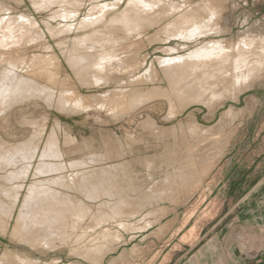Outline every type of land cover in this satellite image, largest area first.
<instances>
[{
  "label": "bare ground",
  "instance_id": "obj_1",
  "mask_svg": "<svg viewBox=\"0 0 264 264\" xmlns=\"http://www.w3.org/2000/svg\"><path fill=\"white\" fill-rule=\"evenodd\" d=\"M12 1L17 5L24 2V0ZM29 1L33 11L35 10L36 12L48 9L54 4L58 5L62 13L60 15L54 13L52 15L53 17H51L53 20L55 18H63L64 20L75 19L78 15V11L84 6L85 2V0ZM88 1L95 2L98 0ZM121 1L122 0H118L116 3L95 5L85 17L80 19L75 25L63 24L53 26L51 23L45 22L44 31L35 18L29 14L11 16L10 12L13 10L11 4H6L4 0H0V115L24 101L38 99L45 102L49 107H55L54 109L57 108L64 112L68 110L71 111L74 110L72 105L80 104V102L85 99L79 92V87H95L94 85L101 86L113 83L117 78L115 76L110 77L109 72L111 71L108 70L119 68L118 71H120L119 74H121L125 70V67L127 69V67L130 66H124L122 64L123 60L120 61L122 55H120V57L118 56L117 53L119 50H117L116 47H114L116 53L112 55V52L110 55L107 54L110 50L104 51L106 55H103L104 52L101 51L102 48H100L101 52L98 51V53L103 54L98 56L96 53L95 57V54L92 53V51H94L92 46L103 47L105 44L110 45V43L116 42L117 38L115 34H117V32L122 33L123 40L128 42L129 40L134 41L140 39L148 29L159 28L157 31L155 30L156 33L151 36L154 38L153 40L156 41L159 40L160 37H164L165 41L172 40L179 42V44L175 46H167L168 48H164V53H175V55L179 56L160 60H158L159 58L157 59L160 64L162 76L168 84L166 89L162 86V88H147L145 86L147 84L146 82L153 83V81L157 80V77H159L157 70L147 69L149 70L148 72L146 71L148 75L142 76L143 78H141V76L136 78L134 76L131 77L132 71L130 70L128 72V82L130 84H135L137 81L141 83V80L146 83L144 85L146 88L143 87L139 90L131 89V94L126 92L129 94V101L131 100L130 103H132V106H138L140 103L144 102L147 103L149 99L154 97H163L170 103L171 101H176L181 110L194 102L212 105L218 100L228 96L235 99L240 93L249 90L252 83L264 70L263 22L256 21L249 29H245V31L238 33L237 40L220 38L221 35L230 32L233 26L231 17L233 10L228 0H198L193 3H188L186 1V3L184 2L185 4H177L170 0H127L125 7L123 9L121 8L122 10L120 12L118 11V13H114L117 11H115V7H117L118 3ZM111 13L113 15H111ZM166 21L167 23H165ZM72 31L82 32V35L79 37L75 36L76 38L73 39L72 42L75 41L77 45L70 47L66 52L62 51L64 54L62 56H64L65 62L71 73H63L64 77L62 78L59 76V68L62 66V63L55 53L52 55H45L44 57L35 56L36 54L33 56H25L22 54L20 55V53H14V51L22 52L23 50L21 49L34 44L35 41H41L45 38L46 33L52 38L61 37L55 40L58 41V47H63L64 42L68 40L65 37ZM206 37H213V39H207L208 41L203 42L198 47L194 46L195 48L193 50L185 54L178 53V51L188 48L187 44ZM214 37H219L220 39H214ZM84 43H88L91 46L86 47ZM133 45L132 48L134 47ZM119 47L120 46H118V48ZM123 48L126 49L125 46H123ZM52 49L53 48L50 46L44 47L47 53H51ZM106 50H108V48ZM112 50H114L113 47L111 51ZM95 52L96 51H94V53ZM132 53H134V51ZM132 55L134 58L135 55ZM139 61L140 60H138V63ZM138 63L136 60L135 64L138 65ZM121 69L124 70L121 72ZM126 71L125 73H127ZM135 71L138 72L136 69ZM115 73L118 74V72ZM108 93L113 95L112 97L115 98V101L120 100H118L119 96H115V93L113 94V91H108L107 94ZM127 96H124L126 97V101ZM254 101L251 97L247 99L248 110H251L252 107L254 109L256 106L254 105ZM105 103L106 100L104 104ZM110 104H108V107H110ZM83 106L84 105H82V107ZM117 106L118 105H116V108ZM128 108L130 109V107ZM128 108L125 109L128 110ZM117 109H115V111H117ZM60 111L58 112L60 113ZM76 112L78 113V111ZM235 112L231 109L223 112L224 114L220 121L221 124L217 123L220 127L214 130L212 134L220 133L222 131L221 127L230 125V123L235 121L238 117V114ZM240 112L241 111H239V113ZM123 113H126V111H123ZM30 124L34 129L33 133L23 142L10 145L0 139V172L2 173V175H0V234L3 236L7 234L9 223L15 218V225L11 229V238L33 249L40 247L45 250H53L56 247L54 245L55 242L70 241L72 234H67V229H69L71 233H73V231L77 232L84 219L88 217V215H91L93 225L88 227V229L98 228L100 229L99 233L96 232V237L88 240L91 243L87 242L88 244L83 247H79L78 244L81 243L84 234L77 235L74 243L78 246L76 249L73 246L72 249H70V253L80 257L82 260L84 258L87 259L86 262L89 261L91 264H99L103 255L110 250V247L115 241L119 240L117 231H111L113 229L103 226L108 222H112L113 224L115 223L117 227L119 226L120 229L126 227L121 221L122 217L129 215V213L126 214L122 210L128 200H125L124 196L120 200L114 201L113 204L107 203V201L100 202L97 205L98 216H96L92 214V206L86 205L85 201L81 198L79 199L66 192L77 193L78 196L86 198L87 201L91 200L94 202H98L103 196L108 198L119 195L123 196V192L126 193V186L117 182V177L114 175L113 171L124 165L102 166L98 168L92 167L94 164L100 165L102 161L104 162V160H106L100 155H93L85 160L83 158L81 160L65 161V154L60 148L58 136L59 123H56L55 128L49 132L45 143H43V149L40 151L39 145L43 138L45 126H40L34 122ZM42 125H44L43 121ZM206 128L199 126L193 121L189 130L193 135L196 134L195 132L199 131H203L204 133L209 132L211 134L210 130L212 128ZM67 134H65L66 136L64 135L66 144L73 142V139ZM221 145L222 144H213V146L216 147L215 151L220 150L218 148ZM111 151L112 150H110V152ZM211 152L212 151H210V153ZM198 153L199 156L197 157H200L201 154L200 152ZM206 153L209 152L207 151ZM36 160L37 165H34ZM196 161L202 163L204 166L210 162H208V160ZM187 164L190 168H187L188 171L185 175L182 174L181 176H184L186 180H190L189 182L194 184L199 181L200 177L198 174L195 175L196 173L192 172L193 169L191 167L196 165V162L187 160L185 165ZM202 172L204 173V171H201V173ZM31 173L32 182L26 186L25 182ZM127 188H130V186ZM23 189H25L26 192L23 199L20 201ZM18 204H20L19 211L17 215H14ZM106 206L108 209L104 211ZM137 206L140 207L138 204ZM141 209L142 207L140 211ZM132 213L133 212H130V214ZM146 223H144L145 225L143 226H151L149 223ZM154 224L156 223H153V225ZM128 226L129 224L127 227ZM84 230L87 231L86 229ZM113 233H115V235H113ZM9 250H5L1 254L0 264H35L26 254L21 255V251L13 252ZM58 262V259H53L48 264H57Z\"/></svg>",
  "mask_w": 264,
  "mask_h": 264
},
{
  "label": "rangeland",
  "instance_id": "obj_2",
  "mask_svg": "<svg viewBox=\"0 0 264 264\" xmlns=\"http://www.w3.org/2000/svg\"><path fill=\"white\" fill-rule=\"evenodd\" d=\"M4 1L6 4H11L13 8V12H10L11 16L29 14L35 18L44 31L45 22H49L53 26L63 24L75 25L80 19L85 17L95 5L118 2V0H98L95 2L85 0L84 6L80 8L75 19L64 20L63 18H55L53 20L51 17H53L52 15L54 13H57V15L62 13L58 5L54 4L48 9L36 12L35 10L33 11L29 0H24L20 5L15 4L12 0ZM126 1L127 0H122L118 3L117 7H115V11H117L114 13L120 12L125 7ZM170 1L176 2L177 4H185L186 1L188 3H193L198 0ZM228 2L233 10L231 14L233 26L230 32L221 35L220 38L237 40L238 33L245 31V29H249L256 21L264 23V0H228ZM111 15L113 14L111 13ZM165 23H167V21ZM158 29L159 28L148 29L149 31H145L144 35L141 37L142 39L140 38L134 41L129 40L128 42L123 40L122 33L117 32V34H115L117 38L116 42L110 43V45L105 44L103 47L92 46V49L96 51L95 53L92 51L95 57L96 53L98 56L103 54L98 53L100 48H102L101 51L103 52L110 50L107 52L108 55H110L111 52V55L115 54L116 49L119 50V52L121 51V54L117 51L119 57L122 55L120 61L123 60L122 64L124 66L129 65L130 67H127V69L125 67V70L121 69V72L124 70L122 72L123 74H119V68L108 70L111 71L109 72L110 77L115 76L117 78L110 85L79 87V92L85 99L80 102V104L72 105L74 110H68L67 112L60 111L57 108L54 109L55 107H49L45 102L38 99L24 101L0 115V139L10 145L15 143L18 144V142L21 143L25 141V139H28L34 130L30 123L34 122L40 126H45L42 138L43 141L41 140L39 145V150L41 151L49 132L55 128L56 123H59L58 136L60 148L65 154V161L81 160L83 158L85 160L93 155H100L106 160H104V162L102 161L100 165L94 164L92 167L98 168L102 166L124 165L113 171L114 175L117 177V182L126 186V193L123 192V196L119 195L112 198L103 196L99 199L100 201L94 202L91 200L87 201L86 198L78 196L77 193L66 192L69 195L79 199L81 198L85 201L86 205L92 206L91 211L93 213H91L96 216H98V203L107 201V203L113 204L114 201L120 200L124 196L125 200H128L122 210L126 214L129 213V215H126L127 217H122L121 221L126 227L120 229L119 226L117 227V225L112 222H108L103 226L113 229L111 231H117L119 240L115 241L110 247V250L103 255L99 264H175L182 258V255H184V262H189V260L194 257L195 252L209 241L211 238L210 233L213 234L214 229L229 227L231 224L233 226L236 225L235 220L240 216L244 208H241V199L247 195L252 186L264 174V70L259 75L261 78L258 76L259 78H256L250 89L236 96V100L228 96L218 100L212 105L194 102L182 110L176 101H171L170 103L163 97H154L149 99L147 103L144 102L145 104L140 103V105H138V103V106L131 105L132 103H130L131 100L129 101L128 94H131V89L139 90L143 87L153 88L161 86L166 89L168 87L167 82L162 76L158 60L179 56L175 55V53H164V48L175 46L179 44V42L172 40L165 41L164 37H160V41L153 40L154 38L151 36L154 35ZM81 35L82 32H70L65 37L68 40L64 42L63 47L59 46L61 47L59 48L57 46L58 41L56 40L61 37L52 38L46 33L45 38L41 41H35L34 44L21 49L23 50L22 52L14 51V53H20V55L22 54L25 56H33L36 54L35 56L42 57L55 53L62 63V66L59 68V76L62 78L65 72L71 74L64 56H62L64 55L63 52L77 45L75 41H72ZM220 38L214 37V39ZM207 39L211 40L213 37L201 38L196 42L193 41L187 44L188 48L180 50L178 53L185 54L195 47L200 46L203 42L208 41ZM132 45L134 46L133 48ZM46 46L53 48L51 53H47L44 50ZM84 46L90 47L91 45L84 43ZM111 46L114 49L112 51ZM118 46L120 47L118 48ZM123 46H125L126 49L123 48ZM114 47H116V49ZM107 48L108 50H106ZM133 51L134 53H132ZM131 53L135 55L134 58ZM103 55H106V52H104ZM136 60L137 63L138 60H140V64H135ZM134 67L138 72L135 71ZM147 69L157 70L159 77H157L156 81H153V83L146 82L147 84L142 82V80L141 83L137 81L135 84H130L128 82V72L130 70L132 71V73L130 72L131 77L134 76L136 78L141 76V78H143L142 76L148 75L147 72L149 70ZM125 71L127 73H125ZM115 72H118V74ZM108 91H113V94L115 93V96H119L118 100H120L115 101V98L112 97L113 95L107 94ZM124 96H127V101ZM250 97L253 101L255 99L257 100L254 101V105H256L254 109L252 107L251 110H248L247 99ZM105 100L106 103L104 104ZM108 104H110V107H108ZM82 105L84 106L82 107ZM116 105L119 106H117L118 109ZM123 107H130V109H132L130 110L128 108L127 110ZM115 109H117V111H115ZM228 109H231L233 112L236 111L235 113L238 114L237 119L230 123V125L221 127L222 131L220 133L212 134L214 130L220 127L218 124H221L220 121L222 120L223 112H226ZM122 110L124 112L126 111V113H123ZM58 111H60V113ZM76 111H78V113ZM239 111L243 113L240 112V114ZM42 121L44 125H42ZM193 121L203 128H212L213 131L212 129L210 130L211 134L209 132H207L209 133L207 134L206 132L199 131L195 132L196 134L193 135L189 130ZM64 133L69 135L71 139H73V142L66 144V135ZM213 144H222L218 148L221 151L218 149V151H215L216 147L213 146ZM209 149L213 153H210ZM110 150L112 151L110 152ZM207 151L209 153H206ZM198 152L201 154L200 157H197L199 156ZM187 160L196 162V165L191 167L193 169L192 172L196 173L195 175L198 174L200 177L199 181L194 184L190 183V180H186L184 176H181L182 174L185 175L188 171L187 168H190L188 164L185 165ZM196 160H208V162H210L204 166ZM34 165H37V160ZM201 171H204V173H201ZM0 175H2L1 172ZM31 182L32 173L25 182L26 186ZM129 186L130 188H127ZM25 189L21 192L20 201L25 195ZM254 197H256V195ZM254 197L253 199H255ZM20 204L17 205L14 215H17ZM135 204L136 206L137 204L140 205V207H136ZM141 207L142 209L140 211ZM107 209L106 206L104 211H107ZM130 212L133 213L130 214ZM91 217V215H88L82 222L79 230H77V232L73 231L74 234L67 229V234H72L70 241L55 242L54 245L56 247L53 250H45L40 247H38L40 249H33L11 238V229L15 225V218H13L9 223L7 234L4 236L0 234V257L5 250L10 249L9 251L13 252L21 251V255L26 254L35 264H48L53 259H58L59 262L57 264H91L89 261L86 262L87 259L84 258L82 260L80 257L70 253V249H72L73 246L75 249L78 245L79 247H83L88 244L87 242L91 243L88 240L95 238L97 233H99L100 229L98 228L88 229V227L93 225ZM146 222L151 226H143ZM153 223L156 224L153 225ZM128 224L130 229L127 227ZM141 227L145 228L142 229ZM235 227H237V225ZM83 234L84 240L82 239L81 243L76 245L74 243L76 236ZM113 235H115V233H113Z\"/></svg>",
  "mask_w": 264,
  "mask_h": 264
},
{
  "label": "crops",
  "instance_id": "obj_3",
  "mask_svg": "<svg viewBox=\"0 0 264 264\" xmlns=\"http://www.w3.org/2000/svg\"><path fill=\"white\" fill-rule=\"evenodd\" d=\"M240 202L237 227L214 229L189 262L182 255L175 264H264V174Z\"/></svg>",
  "mask_w": 264,
  "mask_h": 264
}]
</instances>
